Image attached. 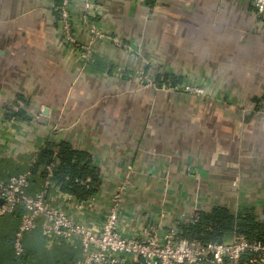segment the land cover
Masks as SVG:
<instances>
[{
    "label": "crops",
    "instance_id": "crops-1",
    "mask_svg": "<svg viewBox=\"0 0 264 264\" xmlns=\"http://www.w3.org/2000/svg\"><path fill=\"white\" fill-rule=\"evenodd\" d=\"M51 5L0 0V180L32 172L46 143L69 142L101 171L96 223L133 167L129 236L148 220L173 224L215 207L262 214L264 20L250 0H104L96 21L132 51L100 45L88 64L58 37ZM184 85L205 95L175 89ZM20 111L29 119L9 118ZM43 182L33 174L28 194ZM66 194L53 189L47 203L66 207ZM21 212L0 222V264L79 258L69 243L37 229L17 259Z\"/></svg>",
    "mask_w": 264,
    "mask_h": 264
},
{
    "label": "built area",
    "instance_id": "built-area-1",
    "mask_svg": "<svg viewBox=\"0 0 264 264\" xmlns=\"http://www.w3.org/2000/svg\"><path fill=\"white\" fill-rule=\"evenodd\" d=\"M250 1L258 17L264 20V0ZM51 2L57 19V35L81 63L93 62L99 46L104 44L132 51L119 36L104 31L96 21L104 0ZM117 71L122 74L125 69ZM136 77L140 82L146 81L147 87L154 88L152 81L143 74ZM175 89L205 95L202 87L193 85ZM55 167L52 164L47 168L42 190L33 196L28 194L31 172L0 180V222L3 217L15 215L19 209L22 211L13 242L17 259L25 255V236L40 229L44 236L69 243L79 252V258L72 264H264L262 240L233 236L222 242L201 244L182 238L180 227L197 222L198 213L173 224L148 220L138 228L135 236H129L123 225L125 199L133 185L132 166L126 168L122 180L115 185L99 223L94 222V196L79 200L71 194L62 195L68 205L52 207L47 203L48 193L53 189L60 193L54 182Z\"/></svg>",
    "mask_w": 264,
    "mask_h": 264
},
{
    "label": "trees",
    "instance_id": "trees-1",
    "mask_svg": "<svg viewBox=\"0 0 264 264\" xmlns=\"http://www.w3.org/2000/svg\"><path fill=\"white\" fill-rule=\"evenodd\" d=\"M28 120L25 112L12 113L9 118ZM55 164L54 182L60 190L74 195L79 200H87L98 193L101 186V171L93 166L92 157L76 150L69 142L59 144L48 142L35 158L33 174L45 180L49 166ZM31 183V178H30ZM195 223L180 227L181 237L201 244L222 242L233 236L248 240L264 241V211L233 213L224 207H215L209 212H199Z\"/></svg>",
    "mask_w": 264,
    "mask_h": 264
}]
</instances>
